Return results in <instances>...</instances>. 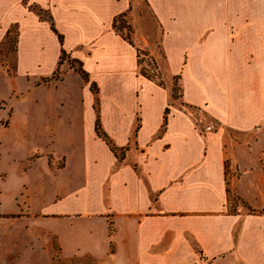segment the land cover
I'll use <instances>...</instances> for the list:
<instances>
[{"label": "crops", "instance_id": "1", "mask_svg": "<svg viewBox=\"0 0 264 264\" xmlns=\"http://www.w3.org/2000/svg\"><path fill=\"white\" fill-rule=\"evenodd\" d=\"M141 2L159 37L135 21L132 44L114 22ZM12 25L15 72L50 93L36 110L51 146L33 167L63 257L264 264V0H0V45Z\"/></svg>", "mask_w": 264, "mask_h": 264}, {"label": "rangeland", "instance_id": "2", "mask_svg": "<svg viewBox=\"0 0 264 264\" xmlns=\"http://www.w3.org/2000/svg\"><path fill=\"white\" fill-rule=\"evenodd\" d=\"M139 5L134 19L130 16L118 19L117 31L133 41L137 22L143 21V24L147 21L149 31L158 39V31L146 4L141 2ZM42 15L49 18L48 13L42 12ZM17 39L18 27L12 25L0 45V264H97L87 255L70 259L63 257L57 235L43 219L41 208L53 195L49 179L45 187L39 184L40 171H35L33 166L40 155L33 152H46L51 146L36 110L40 94L49 96L50 93H36L34 79L15 72ZM141 58V69L159 78L149 55L142 54ZM74 67L79 68V65L75 63ZM172 90L177 97L180 95L179 80H173ZM74 94L81 99L80 93ZM58 149L60 154L65 147L59 145ZM49 162L55 169L51 158ZM24 182L28 185V193L27 187L23 188ZM238 202L240 199L231 194V207Z\"/></svg>", "mask_w": 264, "mask_h": 264}, {"label": "trees", "instance_id": "3", "mask_svg": "<svg viewBox=\"0 0 264 264\" xmlns=\"http://www.w3.org/2000/svg\"><path fill=\"white\" fill-rule=\"evenodd\" d=\"M39 14H41L42 15V9H40L39 10ZM123 16H125V15H120L119 17H117L116 19H115V22H114V27H115V29L117 30V21H118V19L120 18V17H123ZM44 17V16H43ZM50 19V21H52L51 20V17L49 18ZM51 26H52V29L54 30V31H57L56 30V28H55V26H54V23L53 22H51ZM10 33V29L8 30V32H7V36H8V34ZM122 35V34H121ZM123 36V35H122ZM59 37H60V40L62 41V36L61 35H59ZM125 39H127L130 43H132L133 44V41L131 40V38H129V37H126V36H123ZM16 49V48H15ZM65 51L63 50V54H62V56H61V61L62 60H64L65 59ZM142 54H148L147 52H145V51H143V50H141V49H138V56H139V64H141V62H142V58H141V55ZM74 61H72V66L74 67ZM154 65H155V63H153ZM156 66V65H155ZM76 68V67H75ZM82 75H83V77L84 78H87V74H86V72L85 71H83L82 69H81V67H79V68H76ZM141 73L143 74V75H145V76H147V77H149V78H152V79H155L156 81H158L160 84H163V81H162V79H161V76H160V74H158L157 73V77H159V78H155V76L154 75H151V74H149L146 70H143V69H141ZM176 80H178V78H175ZM95 89V88H94ZM173 95L175 96V97H177L176 95H175V93L173 92ZM166 113H168V109H167V111H166ZM96 131H97V134L101 137V138H103L106 142H107V144L110 146V148L115 152V154H118L119 155V157L120 158H123L124 157V151H125V148H119V147H117L116 145H115V143L112 141V139L109 137V135L104 131V129L102 128V126H101V122H100V119L98 118L97 119V121H96Z\"/></svg>", "mask_w": 264, "mask_h": 264}]
</instances>
